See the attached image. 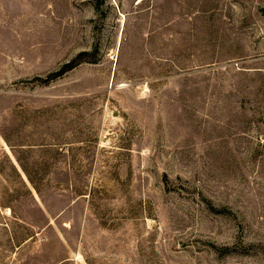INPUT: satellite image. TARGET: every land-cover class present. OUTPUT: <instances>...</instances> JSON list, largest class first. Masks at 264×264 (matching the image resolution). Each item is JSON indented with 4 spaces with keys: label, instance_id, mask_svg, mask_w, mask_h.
<instances>
[{
    "label": "rangeland",
    "instance_id": "obj_1",
    "mask_svg": "<svg viewBox=\"0 0 264 264\" xmlns=\"http://www.w3.org/2000/svg\"><path fill=\"white\" fill-rule=\"evenodd\" d=\"M0 264H264V0H0Z\"/></svg>",
    "mask_w": 264,
    "mask_h": 264
},
{
    "label": "crops",
    "instance_id": "obj_2",
    "mask_svg": "<svg viewBox=\"0 0 264 264\" xmlns=\"http://www.w3.org/2000/svg\"><path fill=\"white\" fill-rule=\"evenodd\" d=\"M39 207H40V205H39ZM42 211H43L44 215H47V211L45 209L42 210ZM48 216H49V219H48V222H47V225H46L47 228L51 227L54 223H56V221L60 218L61 214L57 215L56 217L55 216L53 217L50 214Z\"/></svg>",
    "mask_w": 264,
    "mask_h": 264
}]
</instances>
